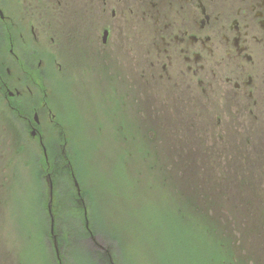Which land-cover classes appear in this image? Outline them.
I'll list each match as a JSON object with an SVG mask.
<instances>
[{"label": "flooded vegetation", "instance_id": "obj_1", "mask_svg": "<svg viewBox=\"0 0 264 264\" xmlns=\"http://www.w3.org/2000/svg\"><path fill=\"white\" fill-rule=\"evenodd\" d=\"M60 66L73 84L123 99L137 89L144 102L160 82L162 128L175 102L178 117L203 119L190 128L204 124L232 140L240 134L242 148L264 147V0H0L3 126L41 150L45 129H54L44 119L55 127L59 112L47 70Z\"/></svg>", "mask_w": 264, "mask_h": 264}, {"label": "rangeland", "instance_id": "obj_2", "mask_svg": "<svg viewBox=\"0 0 264 264\" xmlns=\"http://www.w3.org/2000/svg\"><path fill=\"white\" fill-rule=\"evenodd\" d=\"M139 56L136 54L138 59ZM146 56L153 62L158 58L156 54ZM60 67L62 70H47L48 89L59 111L53 119L55 127L44 119L48 127L54 128H46L43 135L47 158L36 141L21 130L14 131L10 125L5 130L0 103V264H58V258L62 264H163V235L168 224L165 214L173 198L184 195V190L179 195L174 189L175 185L183 186V181L179 173L173 175L168 169L167 148L171 143L177 147L194 142V146L207 150L209 145L215 148L224 140L225 147L240 148L234 152H243L245 163L254 159L251 149L238 144L240 134H231L238 137L232 140L220 130L209 131L204 124L200 128L192 124L190 128L189 122L203 119L178 117L184 114L181 104L175 102L169 103L176 108L175 113L167 115L172 125L166 127L163 118L162 128L160 115L155 114L158 105L163 106L160 82L157 92L153 86L152 94L143 102L137 89L135 99H123L113 96L110 89L105 94L106 88L100 92L97 86L73 84L66 79L64 67ZM157 67L154 68L160 72V64ZM191 104L196 107V103ZM141 107L146 115L140 118ZM202 114L207 116L203 111ZM172 133L185 138V142L171 141ZM253 149L260 151L264 147ZM49 153L53 155L51 161L59 154L66 155L69 181L73 189L72 175L77 181L79 194L76 189L75 192L83 203V213L81 209L74 211L66 200L69 191L65 175H54V165L52 172L42 174V168L49 167V162L42 165L43 159L50 161ZM48 173L52 175V191L59 193L58 216L52 212L56 226L53 234L49 231L51 218L46 205ZM262 180L256 177L254 182ZM259 196L264 197V193ZM82 215L87 228L78 219ZM179 232L188 245L198 243L183 228ZM102 247L107 248L109 260L101 254Z\"/></svg>", "mask_w": 264, "mask_h": 264}, {"label": "trees", "instance_id": "obj_3", "mask_svg": "<svg viewBox=\"0 0 264 264\" xmlns=\"http://www.w3.org/2000/svg\"><path fill=\"white\" fill-rule=\"evenodd\" d=\"M164 124L172 125L168 120ZM173 135H169L171 141L185 142V138ZM220 143L215 148L209 145L207 150L194 146V142L177 147L171 143L167 148L168 169L173 175L179 173L183 181V186L175 185L174 189L179 195L184 190V195L179 199L172 197L174 203L165 214L168 224L163 235V264H264V197L259 196L264 193V152H261L264 150L252 148L254 159L245 163L243 152H234L241 151L237 150L240 148L225 147L224 140ZM49 156L50 161H42L43 166L49 162V167L42 168L41 172H52L51 165H54V175H65L69 184L66 200L74 211L81 209L83 213L69 181L66 155L59 154L55 161H51V153ZM194 177L197 180L193 181ZM256 177L263 180L256 183ZM58 196V191L54 190L52 212L55 217L58 216ZM82 216L78 219L83 225ZM180 228L187 236L193 235L198 243L188 245L180 235ZM85 234L89 236L88 231ZM100 252L108 259L107 248H100ZM58 260V264H62V260Z\"/></svg>", "mask_w": 264, "mask_h": 264}, {"label": "water", "instance_id": "obj_4", "mask_svg": "<svg viewBox=\"0 0 264 264\" xmlns=\"http://www.w3.org/2000/svg\"><path fill=\"white\" fill-rule=\"evenodd\" d=\"M46 178H47V181H48V204H47V209H48V213H49L50 218H51V233H52V227H53L54 219H53V215H52V212H51L52 182H51V179H50V174H48L46 176ZM72 178H73V182H74V187L77 190V193L79 194V188H78L77 181H76V179H75V177L73 175H72ZM84 214H86V213H84ZM86 225H87V223H86Z\"/></svg>", "mask_w": 264, "mask_h": 264}, {"label": "bare ground", "instance_id": "obj_5", "mask_svg": "<svg viewBox=\"0 0 264 264\" xmlns=\"http://www.w3.org/2000/svg\"><path fill=\"white\" fill-rule=\"evenodd\" d=\"M49 231H50V225H49Z\"/></svg>", "mask_w": 264, "mask_h": 264}]
</instances>
